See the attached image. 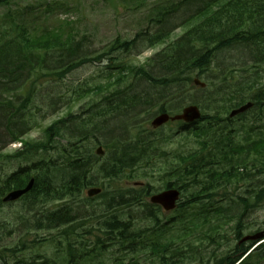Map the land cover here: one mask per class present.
<instances>
[{
  "label": "rangeland",
  "instance_id": "374dc122",
  "mask_svg": "<svg viewBox=\"0 0 264 264\" xmlns=\"http://www.w3.org/2000/svg\"><path fill=\"white\" fill-rule=\"evenodd\" d=\"M177 1L180 0H4L0 3V25H9L10 20L6 17L9 13L38 32L44 28H71L75 39H79L86 53L93 56L105 52L103 50L117 39H132L143 30L155 32L159 26L152 17L162 12L160 7ZM177 19L173 17L172 24ZM199 20L193 18L181 26L173 25L170 36L152 48L136 43L128 49L115 51L110 57H113V62L132 68L144 65L154 76L163 77L167 72L158 65V59L163 56L158 54ZM226 53L229 55L219 54L218 59L214 56L210 67L199 76L206 83L207 90L193 83L196 71L182 87H153L147 80L130 73L121 84L116 80L120 77L118 70L111 71V77L106 76V67L110 66L107 62H88L57 82L49 81L52 90L47 93L41 87L48 76L22 86L13 102L16 109L25 107L21 119L26 126L21 139L33 143V147L38 145V148L26 155L19 140L13 143L11 137L15 134L0 124V194L4 190L2 181L19 167L41 161L48 166L51 162H61V149L70 142H78L81 146L77 155L91 153L93 159L85 168L91 182L89 185L100 186L103 192L92 198L86 196L84 189L67 194L63 199L53 196L37 199L32 196L28 198L29 202L25 201L26 198L14 202L0 199V264H67L69 259L71 264H162L155 253L156 243H169L172 251L181 250L180 255L173 254L172 257V251L166 253L169 264H214L221 257L234 255L235 251L231 250L238 243L235 235L237 219L232 217L230 220L227 214L235 215L239 211L236 195L263 183L264 173L253 170L248 181L247 178L224 181L223 188L226 189L216 187L214 182L213 191L217 193L210 198L203 199L202 203L180 215L161 209L155 212L157 219L145 216V206L134 203L130 208H117L114 206L116 201L111 199L112 195L120 192H125L124 199L129 198L127 194L138 189L133 185L135 181L144 183L145 190L141 192L144 201L149 197L146 188L152 193L163 190L168 178L165 173L176 156L200 147L199 140L208 139L207 146L210 148L212 145V151L218 157L217 164L213 166H226L219 156L220 138L230 134L233 138L229 144L235 146V142L256 137L257 129L254 128L257 126L253 122L249 127L248 120L245 126L243 120L214 123L210 128L202 129L204 132L198 130L199 137L191 127L180 129L181 124L176 121L155 130L150 126L151 120L160 112L156 104L161 101L166 103L171 114L195 104L203 106L210 115L226 116L227 94L218 92L221 84L233 80L243 84L260 74H257L258 67L253 66L252 60H243L245 57L236 49ZM113 74L118 76L113 77ZM94 85H100L102 89L93 90ZM21 90L25 95L28 90L32 91L31 99L24 100ZM5 95L3 93L1 98ZM145 95L152 97L151 102H159L135 107L134 99L137 96L143 99ZM11 110L14 111L13 108ZM16 114L13 113L11 121L17 120ZM105 119L108 126L104 125ZM59 120H62L57 124L60 135L48 139L45 130ZM77 128L82 130V134L72 139L71 134ZM84 133L86 137L83 138ZM123 144L135 146V150L141 152V158L133 166L123 169V177L101 176L98 167L104 165L110 150H126ZM97 146L103 148L104 155L95 154ZM68 151H72L70 147ZM29 172L34 175L37 171L30 169ZM187 195V191L182 193L181 200H185ZM223 208L229 209L227 214ZM51 212H65L69 214L66 218L73 220L62 225L39 221ZM115 217L127 223L129 231L125 235L128 236L120 235L116 229L111 230ZM241 219L239 229L242 235L256 233L264 226V201L257 208L243 210ZM260 242L264 244V239L256 244ZM255 250L244 264H264V254L260 256L264 246Z\"/></svg>",
  "mask_w": 264,
  "mask_h": 264
},
{
  "label": "trees",
  "instance_id": "16d2710c",
  "mask_svg": "<svg viewBox=\"0 0 264 264\" xmlns=\"http://www.w3.org/2000/svg\"><path fill=\"white\" fill-rule=\"evenodd\" d=\"M3 1L0 0V3ZM161 8L162 12L152 17L154 23L159 26L155 32L150 33L143 30L138 32L132 39H117L108 45L107 50H103L105 52L96 53L93 56L86 53L85 46L82 45L79 39H75L71 28H68L70 30H64L61 27L56 29L44 28L38 32L29 28L18 18L16 20L13 15L8 13L6 17L10 20L9 25H0V124L15 134L11 139H21L26 126L25 121L21 119L25 107L16 109L13 105L15 98L18 96L16 92L29 81L35 82L41 76L49 77L41 87L47 93L48 90H52L49 81L57 82L65 74L88 62H107L110 66L106 67L108 69L106 76L111 77V71L118 70L120 77L116 80L121 84L130 73L147 80L153 87L157 85L166 86L167 88L169 86L182 87L187 80L192 78L191 74L194 71H196L195 75L199 77L210 67L214 56H217L218 59L219 54L229 55L226 52H229L230 49H236L238 53H242L245 57L243 60L250 58L253 66L258 67L257 74H260L257 75L256 79L243 84L241 82L240 85L235 80L226 81L223 85L221 84L218 92L227 94V108L238 106L246 100L253 101L254 106L245 115H239L238 118L242 119L249 115L247 117L248 121H262L264 119V0H180ZM179 11H181V14H178ZM173 17L174 19L178 17V19L172 24ZM193 18H199L200 20L158 54L159 56L163 54L158 59V65L160 64L167 72V75L163 77L154 76L145 69L144 65L132 68L127 64L113 62V57H110V54L115 51L128 49L135 46L136 43H139L138 45L147 44L146 47L151 48L170 36L173 25L177 26L176 24H179L181 26V24ZM126 72L127 74H125ZM115 75L113 74V77ZM92 88H94L93 90L102 89L100 85H94ZM3 93L6 95L2 99ZM31 93L32 91L28 90L25 95L21 90L20 94L24 97V100H28L31 99ZM151 99L152 97L146 95L143 99H139V96H137L134 99L135 107L142 103L152 105L159 102H151ZM165 104L163 101L156 104L158 110L169 112ZM12 112L17 113L18 118L15 122L11 121L14 116ZM103 112L106 114L105 111ZM205 114L201 120H204L208 127L197 121L193 128V132L197 137L200 136L198 130L204 132L202 130L204 126L210 128L214 123L217 124L221 121V116L218 114ZM8 119H10V123ZM223 120L232 121L229 118ZM59 122H62V120L54 122L45 130L48 139L57 134L60 135V129L57 126ZM104 122V125L108 126L106 119ZM181 128L188 129L189 127L182 124ZM74 132V134H71L72 139L82 134L80 128L75 129ZM84 137H86L85 133L83 134ZM231 138L233 136L230 134L220 138L222 142L219 144V156H222L223 163L226 166L212 165L217 164L218 157L212 151V145L210 148L207 146L208 139L199 140L200 147L176 156L177 159L173 161L172 166L165 173L168 178L165 179L166 185L164 188H177L182 191L181 193L187 191L188 195L185 200L178 203L174 213H178V215L185 213L192 209L195 204L202 203L203 199L210 198L214 193H217L213 191V188H215L214 182L217 185L216 187L226 189L227 187L223 188L224 181H229V179L245 180L246 178L248 181L253 175V170L257 173H264V134L262 138L241 140L240 143L235 142V146L229 144ZM21 141L23 143L21 150L26 155H30L38 148V145L33 147L35 145L31 142L23 141V139ZM126 145L127 147H125ZM122 146L126 150L109 151L104 165L98 167L101 176L112 179L118 176L123 177V169L127 166H133L141 158V152L136 151L135 146L129 144H123ZM228 146H230V149H228ZM68 147L71 148V152L68 151ZM80 147L78 142L72 144L70 142L68 146L64 145L61 149L63 156L61 162L58 164L51 162L50 166L46 162V164L42 163L43 161L33 163L32 166L27 165L10 175L5 181H2L1 188L6 191L23 186L29 177V170L34 168L38 172L35 174V183L32 190L24 196L26 202H29L28 198L32 196L34 199L42 196L63 199L67 194L81 192L85 186L91 184L88 179V171L85 168L93 158L90 152H86V155L82 156L77 155ZM113 151L115 152L113 153ZM126 152L132 154L127 156ZM240 169L242 170L240 171ZM137 188V190L127 194L129 197L127 199H124L126 197L125 192L112 195L111 199L116 201L114 206L117 208H130L134 203L136 206H145L147 209L143 211L145 216L157 219L155 212L160 211L159 206L144 201L141 192L145 189L143 187ZM146 190L148 191V188ZM4 191H1L0 196L3 195ZM236 198L238 199L240 212L231 215L227 214L229 209H223L230 220L232 217L237 219L235 226H238L235 229V235L239 241L243 237L239 229L243 210L257 208L263 203L264 183L246 188L242 193L236 195ZM68 216L69 214L65 212L60 214L51 212V215L48 214L39 221L62 225L73 220L67 219ZM44 219L46 221H43ZM127 226L124 220H117L115 217L110 228L111 230L116 229L120 235L126 237L129 235H125L126 231H129ZM260 230L264 233V226L257 229V231ZM252 244H254V241L238 242L231 250L235 251L234 255L228 254L221 257L214 264H236L237 260L243 256ZM155 246L157 250L155 253L160 262L169 264L166 253L173 250L171 244L156 243ZM179 253H181V250H174L170 255L172 257L173 254ZM253 254L249 253L237 264L247 263ZM67 264H71V259L68 260Z\"/></svg>",
  "mask_w": 264,
  "mask_h": 264
},
{
  "label": "water",
  "instance_id": "95a60500",
  "mask_svg": "<svg viewBox=\"0 0 264 264\" xmlns=\"http://www.w3.org/2000/svg\"><path fill=\"white\" fill-rule=\"evenodd\" d=\"M195 84L199 86H204L203 83L199 82L198 80H195ZM250 106V103L246 104L245 106H242L238 110H235L231 112V116L236 114L237 112H241L247 107ZM200 117V113L198 108L195 105H190L187 107H184L182 109V112L180 114L170 116L167 113H160L157 115L152 121L151 125L155 128L160 126L161 124L167 122L168 120H184L186 122L193 121ZM96 153L102 154L103 151L101 150V147H98L96 149ZM32 185V180L28 183V185L24 189L14 190L8 193V195L4 198L5 201L14 200L18 198L21 194L26 192L28 189H30ZM99 192V189L93 188L88 190V195H94ZM178 197V191L174 189L166 190L164 192H161L159 194L153 195L150 198V202L152 203H158L163 206L164 209L170 210L174 208L175 206V200ZM261 234H257L255 236L250 237V239H256L259 238Z\"/></svg>",
  "mask_w": 264,
  "mask_h": 264
},
{
  "label": "bare ground",
  "instance_id": "6f19581e",
  "mask_svg": "<svg viewBox=\"0 0 264 264\" xmlns=\"http://www.w3.org/2000/svg\"><path fill=\"white\" fill-rule=\"evenodd\" d=\"M37 102H38V101H37ZM41 104H42V103H41ZM77 132H78V131H77ZM133 151H134V150H133ZM138 158H139V157H138ZM55 167H56V166H55ZM51 171H52V170H51ZM49 181H50V179H49ZM3 191H4V190H3ZM177 191L180 192V193L182 192L180 189H177ZM54 196H55V195H54ZM127 227H128V226H127ZM129 228H130V227H129ZM72 246H73V245H72Z\"/></svg>",
  "mask_w": 264,
  "mask_h": 264
}]
</instances>
